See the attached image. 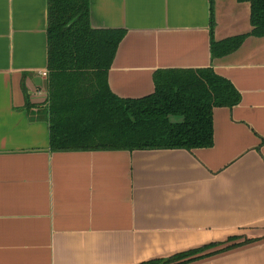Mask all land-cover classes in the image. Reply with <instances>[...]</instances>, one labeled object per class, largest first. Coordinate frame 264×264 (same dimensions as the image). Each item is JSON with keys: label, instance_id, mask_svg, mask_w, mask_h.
Instances as JSON below:
<instances>
[{"label": "crops", "instance_id": "1", "mask_svg": "<svg viewBox=\"0 0 264 264\" xmlns=\"http://www.w3.org/2000/svg\"><path fill=\"white\" fill-rule=\"evenodd\" d=\"M214 8L216 40L252 30L249 2ZM90 24L125 31L119 97L212 66L241 100L214 109L209 148L52 151L48 0H0V264H137L230 237L253 241L187 264H264V36L212 59L210 0H90Z\"/></svg>", "mask_w": 264, "mask_h": 264}, {"label": "trees", "instance_id": "2", "mask_svg": "<svg viewBox=\"0 0 264 264\" xmlns=\"http://www.w3.org/2000/svg\"><path fill=\"white\" fill-rule=\"evenodd\" d=\"M249 2L252 30L214 38L215 0H210L212 59L236 51L249 35L264 36V0ZM122 29H96L90 24V0H48V65L45 101L52 151L148 150L209 148L214 144V109L233 107L241 94L212 66L158 69L155 90L139 98L116 95L108 82ZM26 95V107L30 108ZM211 243L137 264H187L221 253L252 239L206 252Z\"/></svg>", "mask_w": 264, "mask_h": 264}, {"label": "rangeland", "instance_id": "3", "mask_svg": "<svg viewBox=\"0 0 264 264\" xmlns=\"http://www.w3.org/2000/svg\"><path fill=\"white\" fill-rule=\"evenodd\" d=\"M235 240H237V239H235ZM235 240H232V241H230V242H233V241H235ZM227 243H229V242H227ZM234 243V242H233ZM217 246H220V245H217ZM215 247V246H214ZM213 248V247H212ZM211 249V248H210ZM215 252V251H214Z\"/></svg>", "mask_w": 264, "mask_h": 264}, {"label": "built area", "instance_id": "4", "mask_svg": "<svg viewBox=\"0 0 264 264\" xmlns=\"http://www.w3.org/2000/svg\"><path fill=\"white\" fill-rule=\"evenodd\" d=\"M44 75H47V71L43 72Z\"/></svg>", "mask_w": 264, "mask_h": 264}]
</instances>
